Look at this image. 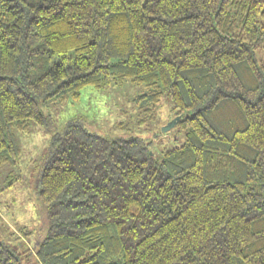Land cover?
I'll return each mask as SVG.
<instances>
[{
    "label": "trees",
    "instance_id": "obj_1",
    "mask_svg": "<svg viewBox=\"0 0 264 264\" xmlns=\"http://www.w3.org/2000/svg\"><path fill=\"white\" fill-rule=\"evenodd\" d=\"M259 47L264 0H0V170L17 134L49 129L44 105L87 88L140 85L134 121L152 131L100 134L77 115L53 131L36 264H264ZM165 94L185 138L156 157ZM0 264H23L2 240Z\"/></svg>",
    "mask_w": 264,
    "mask_h": 264
},
{
    "label": "rangeland",
    "instance_id": "obj_2",
    "mask_svg": "<svg viewBox=\"0 0 264 264\" xmlns=\"http://www.w3.org/2000/svg\"><path fill=\"white\" fill-rule=\"evenodd\" d=\"M240 16L241 12L234 16L235 25H239ZM255 57L264 63V47L255 50ZM140 90V85L131 82L101 90L84 89L78 100L69 101L63 106L55 104L43 106V111L51 117L52 124L49 129L33 124L29 133L17 134L20 156L15 166H6L0 170V240L19 254L23 264H36V256L31 251L35 233L41 224L36 175L53 131L77 115L83 118L90 130L100 134L120 137L139 135L151 138L152 131L137 126L134 121L132 98ZM156 115L154 128H159L161 137L153 140L151 148L157 157L162 150L181 144L185 138V131L176 125L165 132L161 131L162 126L174 118L169 95L165 94L156 106ZM126 119L128 123L120 126L122 120ZM8 174L14 181L12 185L6 186L10 179ZM21 232L28 234L30 240Z\"/></svg>",
    "mask_w": 264,
    "mask_h": 264
},
{
    "label": "water",
    "instance_id": "obj_3",
    "mask_svg": "<svg viewBox=\"0 0 264 264\" xmlns=\"http://www.w3.org/2000/svg\"><path fill=\"white\" fill-rule=\"evenodd\" d=\"M182 116H183V114H178V115L174 116V118H172L167 124L162 126L161 131L165 132V131L169 130L171 127L175 126L176 123L182 118Z\"/></svg>",
    "mask_w": 264,
    "mask_h": 264
}]
</instances>
